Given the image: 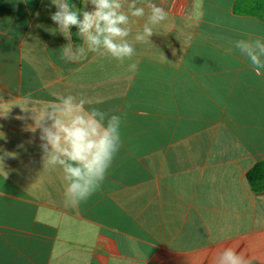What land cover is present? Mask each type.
I'll use <instances>...</instances> for the list:
<instances>
[{"label":"crops","instance_id":"1","mask_svg":"<svg viewBox=\"0 0 264 264\" xmlns=\"http://www.w3.org/2000/svg\"><path fill=\"white\" fill-rule=\"evenodd\" d=\"M235 1L164 0L144 43L147 10L130 17L136 55L121 64L61 60L50 0H0V264H213L225 246L264 264V190L247 179L264 162V75L234 46L264 23ZM68 94L122 121L101 189L78 207L36 127Z\"/></svg>","mask_w":264,"mask_h":264},{"label":"clouds","instance_id":"2","mask_svg":"<svg viewBox=\"0 0 264 264\" xmlns=\"http://www.w3.org/2000/svg\"><path fill=\"white\" fill-rule=\"evenodd\" d=\"M163 3L164 0L160 3L155 0H85V5H92V10L80 11L70 0H50V5L55 7V11L50 12V19L57 26L55 31L68 40L61 48L60 59L76 63L88 53H94L121 64L131 60L136 55L135 43L147 42L154 34L153 27L167 19ZM146 10L147 21L142 30L135 33L133 43L128 39L135 23L130 17L142 18ZM73 28L82 45L69 42ZM234 46L247 58L257 76L264 75V36L240 39ZM136 68L135 63L129 65L130 71ZM86 103L83 97L62 95L36 119L44 164L62 169L66 184L64 202L71 207L86 203L101 189L122 146L121 117L95 107L86 109ZM213 264L252 262L237 249L225 246L216 251Z\"/></svg>","mask_w":264,"mask_h":264},{"label":"trees","instance_id":"3","mask_svg":"<svg viewBox=\"0 0 264 264\" xmlns=\"http://www.w3.org/2000/svg\"><path fill=\"white\" fill-rule=\"evenodd\" d=\"M234 12L238 15L251 16L264 23V0H236ZM77 40L76 29L73 28ZM247 179L254 191L264 190V162H258L248 173Z\"/></svg>","mask_w":264,"mask_h":264}]
</instances>
